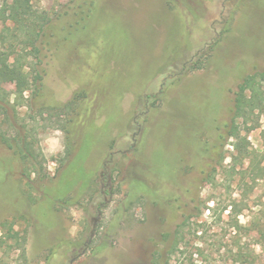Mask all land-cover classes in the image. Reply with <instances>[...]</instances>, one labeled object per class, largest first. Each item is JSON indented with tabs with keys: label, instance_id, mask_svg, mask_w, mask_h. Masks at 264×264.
I'll return each mask as SVG.
<instances>
[{
	"label": "rangeland",
	"instance_id": "obj_1",
	"mask_svg": "<svg viewBox=\"0 0 264 264\" xmlns=\"http://www.w3.org/2000/svg\"><path fill=\"white\" fill-rule=\"evenodd\" d=\"M32 3L50 19L26 62L43 85L16 106L4 84L13 126L0 113V129L29 136L33 161L0 137V264H264L248 226L264 115L240 149L216 129L264 69V0ZM16 35L0 20V52ZM162 91L154 108L140 100Z\"/></svg>",
	"mask_w": 264,
	"mask_h": 264
},
{
	"label": "trees",
	"instance_id": "obj_2",
	"mask_svg": "<svg viewBox=\"0 0 264 264\" xmlns=\"http://www.w3.org/2000/svg\"><path fill=\"white\" fill-rule=\"evenodd\" d=\"M0 3V20L2 22L5 21L12 23L18 38L16 42L8 43L9 45L7 46V49L0 52V113L4 115L6 120L5 124L13 126L7 108L8 104H10V101L8 100L9 94L4 89V84L8 80H12L15 83V89L13 92L15 100L13 104L16 106L26 105L25 100L28 98H25V93H33L32 89L35 87L34 83L36 80L41 82L40 86L43 85V76L40 73H37L33 77L32 83L30 80V71H28L29 66L26 62L28 59L27 57L30 55L35 56L37 60H40L41 48H39L37 44L50 19L45 11L40 12L35 10L32 0H0ZM215 44H217V42H215ZM19 45L24 54L16 56L15 54ZM206 58L207 54H203L200 60L194 62L192 70L203 69L206 66ZM84 94L85 91L81 95L83 96ZM162 95L163 91L159 96L153 98L151 96L142 95L140 96V100L143 103L150 101L152 104L150 108H154ZM37 96H41L40 93H38ZM233 102V107H231L229 113L230 121L225 123L222 127L221 125H217L216 129L219 132V138L224 142L223 144H227L230 139H236V149H240V143L242 141L244 143L247 141V138L242 136V132L244 130H255L258 127L260 117L264 115V69L260 71L257 70L255 73L250 74L243 79L242 83L238 85L237 90L234 92ZM150 108H146L145 111L148 112ZM251 117L253 118L254 125L248 129L246 126ZM91 126L94 127L93 124L87 126L86 133ZM10 136L9 132L0 129L1 140L9 149L14 150L16 146L23 161L27 162L32 160L30 155L32 154V143L29 140V136H22L21 133H18L17 137L12 138ZM262 158L264 159V154L262 155ZM196 162V164H200L199 156ZM258 170L262 171V174L257 173V169H254V171L252 170L250 173L254 176V181L264 174V168L258 167ZM241 175L244 177L246 174L241 173ZM256 216L258 218H255L248 226L250 231L256 232L261 239L264 252V203L256 213ZM183 225L181 224V226H179L180 229ZM236 229L240 232L241 227L237 224ZM178 246L179 242L176 243L175 247L177 248ZM237 258L238 260H243L244 254L242 250L238 251Z\"/></svg>",
	"mask_w": 264,
	"mask_h": 264
}]
</instances>
